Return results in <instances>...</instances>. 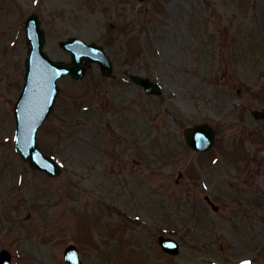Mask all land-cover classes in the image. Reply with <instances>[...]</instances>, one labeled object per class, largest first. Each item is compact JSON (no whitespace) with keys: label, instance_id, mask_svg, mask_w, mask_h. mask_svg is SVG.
Segmentation results:
<instances>
[{"label":"rangeland","instance_id":"obj_1","mask_svg":"<svg viewBox=\"0 0 264 264\" xmlns=\"http://www.w3.org/2000/svg\"><path fill=\"white\" fill-rule=\"evenodd\" d=\"M31 13L52 59L68 61L57 43L77 37L103 46L117 77L91 65L81 82L59 81L37 133L61 164L54 178L12 143ZM123 71L158 82L162 95H144ZM263 98L264 0H0V249L11 264H65L70 244L85 264H264V156L251 151L264 150V119L247 111ZM201 121L216 125L217 145L195 155L182 130ZM226 130L255 158L241 178L227 162L240 149ZM159 235L179 243L176 257Z\"/></svg>","mask_w":264,"mask_h":264},{"label":"water","instance_id":"obj_2","mask_svg":"<svg viewBox=\"0 0 264 264\" xmlns=\"http://www.w3.org/2000/svg\"><path fill=\"white\" fill-rule=\"evenodd\" d=\"M26 30L31 49L26 62L25 85L15 106L17 119L16 144L22 157L32 167H37L49 175H53L57 172L56 165L51 159L41 155L37 147L35 134L53 109L57 95L56 79L65 74L81 78L84 73L83 68L80 67L83 58L87 59L86 64L97 62L104 74L109 72V66L107 68V63L97 47L93 45L86 46L76 39L61 43V46L71 52L72 61L70 64L50 61L42 51L43 33L39 29V22H36L34 17H30L27 20ZM136 82L143 84L147 92H156L155 87L147 81L137 78ZM199 132L200 129L187 131L192 136V140L196 138ZM202 139L203 141L207 140L205 133H203ZM162 246L169 247L168 244L164 245V243ZM72 262L79 264L78 260H73ZM4 264H7V260L4 261Z\"/></svg>","mask_w":264,"mask_h":264}]
</instances>
